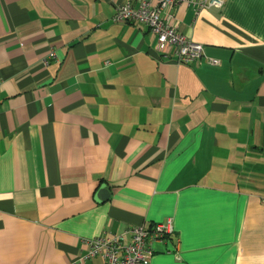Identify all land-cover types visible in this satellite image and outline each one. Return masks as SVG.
Segmentation results:
<instances>
[{"label":"crops","instance_id":"obj_1","mask_svg":"<svg viewBox=\"0 0 264 264\" xmlns=\"http://www.w3.org/2000/svg\"><path fill=\"white\" fill-rule=\"evenodd\" d=\"M127 1L0 0V264L168 220L150 264H264V0L172 9L216 66L114 23Z\"/></svg>","mask_w":264,"mask_h":264},{"label":"built area","instance_id":"obj_2","mask_svg":"<svg viewBox=\"0 0 264 264\" xmlns=\"http://www.w3.org/2000/svg\"><path fill=\"white\" fill-rule=\"evenodd\" d=\"M229 0H128L117 8L114 23L137 22L145 24L156 39L155 51L165 59L180 65H192L206 60L210 65L219 61L207 58L202 44L182 35L171 13L175 7L185 4L195 16L203 11L223 10ZM51 56H54L53 54ZM174 235L172 220L164 223L129 229L124 235H104L87 241L88 251L74 264L100 257L104 264H150L154 256V244L167 243ZM126 236L129 241H126ZM177 249V246L176 248Z\"/></svg>","mask_w":264,"mask_h":264},{"label":"water","instance_id":"obj_3","mask_svg":"<svg viewBox=\"0 0 264 264\" xmlns=\"http://www.w3.org/2000/svg\"><path fill=\"white\" fill-rule=\"evenodd\" d=\"M104 191H107V193H108V188L107 187H102L101 192H104Z\"/></svg>","mask_w":264,"mask_h":264}]
</instances>
